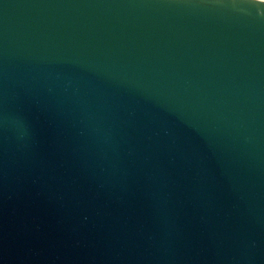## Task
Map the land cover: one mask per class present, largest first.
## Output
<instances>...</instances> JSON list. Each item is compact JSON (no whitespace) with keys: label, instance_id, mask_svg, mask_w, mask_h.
<instances>
[{"label":"water","instance_id":"water-1","mask_svg":"<svg viewBox=\"0 0 264 264\" xmlns=\"http://www.w3.org/2000/svg\"><path fill=\"white\" fill-rule=\"evenodd\" d=\"M0 264H264V0H0Z\"/></svg>","mask_w":264,"mask_h":264}]
</instances>
